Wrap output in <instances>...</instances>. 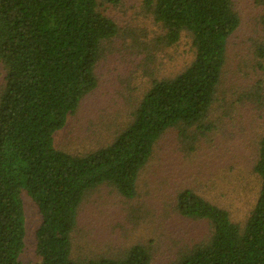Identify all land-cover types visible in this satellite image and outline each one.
I'll use <instances>...</instances> for the list:
<instances>
[{
    "label": "trees",
    "instance_id": "16d2710c",
    "mask_svg": "<svg viewBox=\"0 0 264 264\" xmlns=\"http://www.w3.org/2000/svg\"><path fill=\"white\" fill-rule=\"evenodd\" d=\"M264 7V0H255ZM121 0H0V62L6 75L0 94V264H21L25 247L22 194L42 220L36 231L39 264H151L148 247L123 256L73 258L79 209L90 191L106 184L134 199L142 169L158 141L210 117L226 64L227 43L240 26L233 0H145L164 29L162 43L192 39V63L174 77L154 80L133 121L115 140L85 155L55 148L82 99L96 89L104 44L120 27L100 10ZM264 29V17L262 20ZM264 60V43L256 48ZM253 172L259 193L246 222L191 189L179 193V213L205 221L208 237L170 264H264V134Z\"/></svg>",
    "mask_w": 264,
    "mask_h": 264
},
{
    "label": "rangeland",
    "instance_id": "374dc122",
    "mask_svg": "<svg viewBox=\"0 0 264 264\" xmlns=\"http://www.w3.org/2000/svg\"><path fill=\"white\" fill-rule=\"evenodd\" d=\"M240 26L227 43L226 64L210 117L191 129L192 139L167 132L142 169L136 198L122 197L103 184L87 193L73 234V258L120 257L131 247L150 249L151 264H170L210 234L207 222L188 219L177 208L180 192L191 189L227 209L244 224L259 193L253 172L264 134V7L255 0H233ZM121 29L104 44L96 67L98 85L80 102L65 127L54 134L55 148L85 155L111 144L133 121L154 80L174 77L194 60L192 39L166 46L164 29L145 0H121L100 9ZM6 71L0 62V94ZM25 247L21 264H39L36 231L42 217L22 194Z\"/></svg>",
    "mask_w": 264,
    "mask_h": 264
}]
</instances>
